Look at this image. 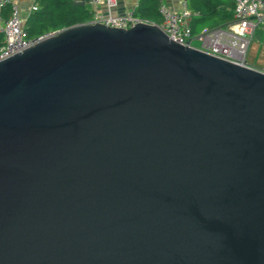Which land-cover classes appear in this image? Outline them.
Here are the masks:
<instances>
[{"label": "water", "instance_id": "water-1", "mask_svg": "<svg viewBox=\"0 0 264 264\" xmlns=\"http://www.w3.org/2000/svg\"><path fill=\"white\" fill-rule=\"evenodd\" d=\"M0 264H264V70L145 21L0 60Z\"/></svg>", "mask_w": 264, "mask_h": 264}, {"label": "built area", "instance_id": "built-area-1", "mask_svg": "<svg viewBox=\"0 0 264 264\" xmlns=\"http://www.w3.org/2000/svg\"><path fill=\"white\" fill-rule=\"evenodd\" d=\"M233 17L226 25L202 26L196 32L192 31L189 20L199 16V10L187 5V0H180V8L170 9L161 1L157 5V12L161 21L158 26L173 41L188 45L223 60L241 66H250L246 61V51L258 27H264V0H232ZM92 9L89 23L99 22L110 27L126 28L136 22L147 20L133 15L132 10L123 14L97 13L95 7L101 3L107 8L114 6L115 0H87ZM8 7L6 17L0 15V32L3 41L0 45V60L19 52L54 31L28 37L22 27L16 0H0V9ZM36 8L32 4L30 10ZM194 40L198 45L193 46Z\"/></svg>", "mask_w": 264, "mask_h": 264}, {"label": "trees", "instance_id": "trees-1", "mask_svg": "<svg viewBox=\"0 0 264 264\" xmlns=\"http://www.w3.org/2000/svg\"><path fill=\"white\" fill-rule=\"evenodd\" d=\"M74 0H34L36 8L31 10L22 27L28 37L37 36L60 28L85 23L92 16V9L87 0L83 5H72ZM160 0H137L132 10L134 16L149 22L160 24L161 18L157 12ZM232 0H188V6L199 10V16L192 18L196 25H218L223 20L231 19L233 16ZM228 7V8H227ZM8 13V7L3 9L4 16ZM195 32V26H191ZM3 35L0 33V45Z\"/></svg>", "mask_w": 264, "mask_h": 264}, {"label": "crops", "instance_id": "crops-1", "mask_svg": "<svg viewBox=\"0 0 264 264\" xmlns=\"http://www.w3.org/2000/svg\"><path fill=\"white\" fill-rule=\"evenodd\" d=\"M160 1L170 9L180 8V0H160ZM136 2L137 0H115L114 6L109 8H107L105 4L101 3L95 7V11L101 14H105V13L123 14L126 11L133 10V8L136 5ZM16 3L18 6L20 18L22 22H24L28 13L31 11L30 7L32 4H34V0H16ZM187 5H188V0H187ZM3 9L4 7L0 9V15L4 18L7 16V14L4 16ZM231 20L232 18L228 20H223L218 25H222V26L226 25L229 22H231ZM189 24L192 27L195 26V32L199 30L202 26H217V25H208L209 23H204L203 25L200 24L196 25V21L192 19L189 20ZM246 61L252 67L264 70V27L256 28L252 40L246 51Z\"/></svg>", "mask_w": 264, "mask_h": 264}, {"label": "rangeland", "instance_id": "rangeland-1", "mask_svg": "<svg viewBox=\"0 0 264 264\" xmlns=\"http://www.w3.org/2000/svg\"><path fill=\"white\" fill-rule=\"evenodd\" d=\"M191 44H192L193 46L198 45V43H197L196 41H194V40L191 41Z\"/></svg>", "mask_w": 264, "mask_h": 264}]
</instances>
